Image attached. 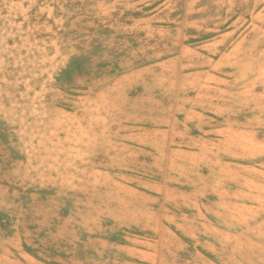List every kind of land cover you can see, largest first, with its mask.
<instances>
[{
    "label": "rangeland",
    "instance_id": "1",
    "mask_svg": "<svg viewBox=\"0 0 264 264\" xmlns=\"http://www.w3.org/2000/svg\"><path fill=\"white\" fill-rule=\"evenodd\" d=\"M0 264H264V0H0Z\"/></svg>",
    "mask_w": 264,
    "mask_h": 264
},
{
    "label": "bare ground",
    "instance_id": "2",
    "mask_svg": "<svg viewBox=\"0 0 264 264\" xmlns=\"http://www.w3.org/2000/svg\"><path fill=\"white\" fill-rule=\"evenodd\" d=\"M11 4H12V3H11ZM5 16H6V15H5ZM3 20H4V19H3ZM27 20H28V19H27ZM17 22H18V21H17ZM22 23H23V22H22ZM16 31H17V30H16ZM33 46H34V45H33ZM33 46H32V47H33ZM42 58H43V57H42ZM30 59H31V58H30ZM35 59H36V58H35ZM52 60H53V59H52ZM30 63H31V62H30ZM32 63H33V62H32Z\"/></svg>",
    "mask_w": 264,
    "mask_h": 264
}]
</instances>
